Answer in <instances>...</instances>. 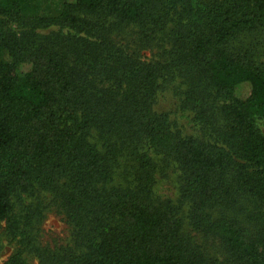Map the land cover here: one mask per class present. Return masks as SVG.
<instances>
[{
    "label": "trees",
    "instance_id": "obj_1",
    "mask_svg": "<svg viewBox=\"0 0 264 264\" xmlns=\"http://www.w3.org/2000/svg\"><path fill=\"white\" fill-rule=\"evenodd\" d=\"M29 1L0 0V223L20 244L3 264H216L195 232L221 264H264V0ZM129 26L156 58L118 43ZM38 193L69 243L29 229L42 207L14 213Z\"/></svg>",
    "mask_w": 264,
    "mask_h": 264
},
{
    "label": "rangeland",
    "instance_id": "obj_2",
    "mask_svg": "<svg viewBox=\"0 0 264 264\" xmlns=\"http://www.w3.org/2000/svg\"><path fill=\"white\" fill-rule=\"evenodd\" d=\"M64 0H30L25 2L29 12L54 14L62 7ZM114 38L120 44H125L132 51L140 54L144 58H156L160 52L155 46H144L138 28L129 26L124 31L114 32ZM25 65V69L28 68ZM168 97L163 99L162 107L168 110H174V114L180 113V100L172 91H167ZM246 93L245 87L242 92ZM222 100L219 99L220 103ZM188 127L197 132V127L185 120ZM158 190L165 196L177 198L180 194L179 189V170L169 167L159 175ZM51 194L38 193L36 195L17 197L15 201L14 213L17 216L26 217L32 209L37 206L42 207L43 213L38 217H32L33 224L29 229L35 230L40 228L42 241L45 244H65L71 240V226L64 217L61 207L57 206L53 201ZM28 213V214H27ZM27 214V215H26ZM196 240L202 244L204 250L213 258L216 264H221L226 258V250L223 244L215 237L194 233ZM0 242L2 244L0 251V264L6 262L19 249L20 244L17 242L16 236L12 235L8 230V221L2 220L0 223ZM25 256L32 264H40L38 257L31 253L25 252Z\"/></svg>",
    "mask_w": 264,
    "mask_h": 264
}]
</instances>
